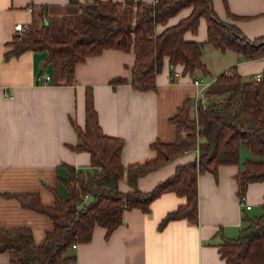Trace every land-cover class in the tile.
I'll list each match as a JSON object with an SVG mask.
<instances>
[{
  "label": "crops",
  "instance_id": "crops-1",
  "mask_svg": "<svg viewBox=\"0 0 264 264\" xmlns=\"http://www.w3.org/2000/svg\"><path fill=\"white\" fill-rule=\"evenodd\" d=\"M212 3L220 18L236 24L248 37L264 35V0ZM192 9L183 8L166 24H158L157 31L178 23ZM81 12L74 0H0V228L29 226L38 244L54 228V221L48 214L25 206L18 194L38 193L44 205L52 206L58 197H68L73 168L93 170L91 153L74 147L78 143L75 124H86L87 87L93 89L103 130L125 140L122 161L129 165L154 158L157 152L151 144L157 139L176 140V126L170 117L187 99L193 100V113H197L199 88L195 77H204L213 87L215 78L228 69L213 74L205 56L208 48L219 51L226 65H235L244 79L264 71V56L249 59L235 50L223 51L207 43L203 54L207 74L202 69L185 71L182 63L176 64L172 72L166 56L156 88L142 90L130 82L136 60L132 51L105 48L79 62L69 76L62 72L66 59L50 62L48 50L7 55L19 34L17 23L35 28L48 24L51 31L63 33L66 20L84 19ZM185 37L207 41V17L201 16L198 30H187ZM174 72L179 74L174 76ZM46 74L51 75L50 80ZM117 77L127 80L114 85L112 81ZM243 147L240 162L220 165L217 174H200L198 222L177 218L160 227L170 211L186 202V197L175 191L164 192L152 202L149 212L139 207L126 210L123 222L109 236L105 226L96 225L90 241L70 249L76 254L74 264H230L221 253V244L227 237H236L245 217H255L249 211L258 205L262 208L264 202V181H254L246 191V201L252 207L241 204L237 174L247 159L242 161ZM198 155L195 147L176 156L142 175L139 187L144 191L153 189L172 176L178 165ZM119 185L123 191L132 189L126 176ZM10 261L9 252H0V264Z\"/></svg>",
  "mask_w": 264,
  "mask_h": 264
},
{
  "label": "trees",
  "instance_id": "trees-1",
  "mask_svg": "<svg viewBox=\"0 0 264 264\" xmlns=\"http://www.w3.org/2000/svg\"><path fill=\"white\" fill-rule=\"evenodd\" d=\"M188 6L193 9L187 17L157 31L158 24H166ZM81 8L87 17L81 23L66 20L61 38L53 35L48 24L29 26L16 35L7 55L48 50V61L66 59L62 72L69 76L79 62L105 48L132 51L136 60L130 82L142 90L156 88L166 56L172 72L176 64L182 63L185 71L202 69L207 74L209 69L203 59L207 43L223 51L235 50L249 59L264 56V35L248 37L236 24L218 16L212 0H94L81 4ZM230 15L236 16L231 11ZM201 16L208 19L207 41L186 39L187 30H198ZM126 80L117 77L112 83ZM215 84L208 89L206 107L199 105L194 114V102L187 99L170 117L177 130L175 141L157 139L151 144L157 152L154 158L129 165L122 161L125 140L103 130L93 89L87 87L86 124H75L78 143L74 147L91 153L93 170L73 168L68 197H58L52 206L44 205L38 193L18 194L25 206L48 214L54 228L38 244L29 226L1 227L0 252L10 253V264H74L76 254L70 249L73 244L90 241L96 225L105 226L109 236L123 222L126 210L139 207L149 212L152 202L168 191L185 196L186 202L170 211L160 227L177 218L198 222L200 174H217L220 165L240 162L242 145L255 158H247L237 174L240 197L246 195L250 182L264 181V79H244L233 65L215 78ZM198 145L196 159L178 165L172 176L149 191L139 187L142 175ZM125 176L132 186L128 191L119 185ZM220 250L230 264H264V202L262 212L246 216L239 234L225 238Z\"/></svg>",
  "mask_w": 264,
  "mask_h": 264
},
{
  "label": "rangeland",
  "instance_id": "rangeland-1",
  "mask_svg": "<svg viewBox=\"0 0 264 264\" xmlns=\"http://www.w3.org/2000/svg\"><path fill=\"white\" fill-rule=\"evenodd\" d=\"M78 1V2H77ZM74 2L81 7V4L83 3H92L94 2V0H74ZM82 9V8H81ZM80 16L85 18L87 17V14L84 12V10L82 9V12L80 13ZM83 20V19H82ZM81 18H77V22L74 21L75 23H81L82 22ZM43 26V25H42ZM41 26V27H42ZM53 32V35L56 38H61L63 33H61L60 31H51ZM214 48H208L205 51V56L207 58V60L209 61V64L211 65V70L213 71V74H219V72H221V70L226 69L227 67L229 68V65H226V60L225 58H223V56H221V54H217L218 52H215L217 50H213ZM222 68V69H220ZM216 87V85H215ZM246 158H255V156L252 154L251 150L248 147H243L242 148V161L245 160ZM243 167V166H242ZM87 199V198H86ZM262 211V208L260 205L255 206L253 210L249 211L251 213V215L256 216L258 214H260V212Z\"/></svg>",
  "mask_w": 264,
  "mask_h": 264
},
{
  "label": "built area",
  "instance_id": "built-area-1",
  "mask_svg": "<svg viewBox=\"0 0 264 264\" xmlns=\"http://www.w3.org/2000/svg\"><path fill=\"white\" fill-rule=\"evenodd\" d=\"M28 27H29V25H26L24 23H17L16 24V31L19 32V34H22L23 31H25ZM178 74H179L178 72H174L173 75L175 76V75H178ZM174 76H173V79L175 78ZM45 77H46L47 80L51 79V75H49V74H46ZM254 77L257 80L264 79V71H260V72L256 73L254 75ZM194 83L199 88L198 93L196 95V100H195L196 108L198 109L199 105H202L203 107H206L208 102H209L208 89L211 86V81L205 80L204 77H195L194 78ZM197 148H198V152H199L200 151L199 145L197 146ZM85 197L87 198L88 195L86 194ZM241 204L243 206H245L246 208H248V209H250L252 207V205L246 201V195H243L241 197ZM76 245L77 244H73V246H76Z\"/></svg>",
  "mask_w": 264,
  "mask_h": 264
}]
</instances>
